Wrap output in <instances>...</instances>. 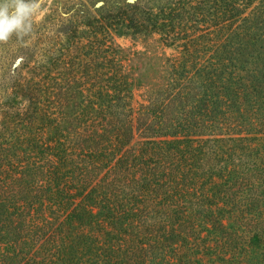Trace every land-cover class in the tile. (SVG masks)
I'll list each match as a JSON object with an SVG mask.
<instances>
[{"label":"trees","instance_id":"16d2710c","mask_svg":"<svg viewBox=\"0 0 264 264\" xmlns=\"http://www.w3.org/2000/svg\"><path fill=\"white\" fill-rule=\"evenodd\" d=\"M83 26L0 81V264H264V0ZM153 34L179 54L135 109L114 37Z\"/></svg>","mask_w":264,"mask_h":264},{"label":"rangeland","instance_id":"374dc122","mask_svg":"<svg viewBox=\"0 0 264 264\" xmlns=\"http://www.w3.org/2000/svg\"><path fill=\"white\" fill-rule=\"evenodd\" d=\"M126 2L133 0H42L31 18V31L0 43V81L13 74L8 76L14 62L17 69L20 68L22 57L32 65L55 53L59 43L65 42L64 35L69 34V28L84 41L89 37L83 26L85 21L99 13H116L125 8ZM97 7L100 9L94 11ZM114 42L121 49L123 69L133 82L132 106L137 109L149 95L165 86L169 61L178 56L179 50L169 46L158 34L115 36ZM19 72L25 73V69ZM7 99L5 91L1 90L0 104L8 102Z\"/></svg>","mask_w":264,"mask_h":264},{"label":"clouds","instance_id":"9594fccd","mask_svg":"<svg viewBox=\"0 0 264 264\" xmlns=\"http://www.w3.org/2000/svg\"><path fill=\"white\" fill-rule=\"evenodd\" d=\"M42 0H0V43L31 31V18Z\"/></svg>","mask_w":264,"mask_h":264}]
</instances>
